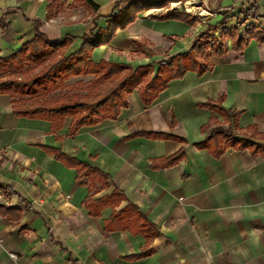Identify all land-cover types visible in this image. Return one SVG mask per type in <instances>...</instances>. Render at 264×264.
Instances as JSON below:
<instances>
[{
	"label": "crops",
	"instance_id": "1",
	"mask_svg": "<svg viewBox=\"0 0 264 264\" xmlns=\"http://www.w3.org/2000/svg\"><path fill=\"white\" fill-rule=\"evenodd\" d=\"M88 1L93 14L71 0H0V59L35 32L51 43L68 39L64 54L74 52L82 37L105 28L115 5L131 0ZM196 2L197 13L184 12L196 18L192 24L154 19L171 8L143 11L90 54L93 63L154 72L224 14V26L214 32L224 53L209 54L202 74L187 71L167 82L149 105L134 90L114 121L68 135L69 118L54 130L53 123L15 117L13 98L0 95V207L17 214L0 215V264H264V157L229 147L215 158L193 147L213 127H225L200 107L208 102L240 112L234 132L264 147V45L250 39L233 51L226 35L252 6L255 17L238 26L239 34L247 25L264 29V0ZM142 132L169 137L137 135ZM43 148L86 162L106 175L107 188L90 195L85 180ZM178 151L182 158L160 166ZM113 189L124 198L120 205L90 216L85 204ZM126 203L154 225L156 237L104 230L112 211Z\"/></svg>",
	"mask_w": 264,
	"mask_h": 264
},
{
	"label": "trees",
	"instance_id": "2",
	"mask_svg": "<svg viewBox=\"0 0 264 264\" xmlns=\"http://www.w3.org/2000/svg\"><path fill=\"white\" fill-rule=\"evenodd\" d=\"M48 1L50 4L53 2ZM177 2L180 0H131L122 8L115 5L113 13L104 18L105 28L96 29L94 33L82 37L79 48L69 54H64L68 39L51 43L42 34L35 32L30 42L22 44L9 57L0 59V73L5 75L0 80V95L13 98L11 109L15 117L50 122L54 124V130L59 129L64 118H69L68 135H72L81 126H94L103 120L114 121L126 105V96L134 90L144 106L151 104L157 94L164 90L167 82L181 78L187 71L202 74L209 69L206 61L209 54L219 56L224 53L222 44L214 36V32L225 24L224 14L218 22L206 26L185 53L159 62L154 72L150 66L132 70L125 65L103 61L93 63L90 54L95 47L107 44L115 31L131 23L136 14L151 9H163L168 4ZM71 4L88 13L93 14L96 11V6L88 0H71ZM239 15L242 21L226 31L231 41V49L240 51L250 39L264 45V29L260 27L247 25L244 34L238 32L241 23L255 17L254 7L240 11ZM154 19L177 20L186 24L196 21L195 17L176 10L159 14ZM32 72L34 74L29 75ZM71 80L74 81L70 83ZM200 107L221 117L225 127L217 125L210 129L202 141L193 144L194 148L206 150L215 158L229 147L236 150L246 149L253 156L264 157L263 146L234 132L240 112L224 110L210 102ZM137 135L152 139L169 137L145 132ZM43 150L64 167L73 169L76 180H85L80 183L87 187L90 195L107 188L106 175L86 162L70 158L55 149ZM182 156L183 152L178 151L162 160L160 166L172 165ZM123 200L122 194L113 189L109 195L85 204V208L90 216L97 217L101 208H116ZM0 215L9 218L17 216L16 210L1 207ZM103 225L108 232L127 229L147 238L157 236L154 225L147 222L137 208L129 203L117 211H112ZM146 255L145 252L137 257Z\"/></svg>",
	"mask_w": 264,
	"mask_h": 264
},
{
	"label": "built area",
	"instance_id": "3",
	"mask_svg": "<svg viewBox=\"0 0 264 264\" xmlns=\"http://www.w3.org/2000/svg\"><path fill=\"white\" fill-rule=\"evenodd\" d=\"M196 0H182V9L185 13H197ZM198 14H201L200 12Z\"/></svg>",
	"mask_w": 264,
	"mask_h": 264
},
{
	"label": "rangeland",
	"instance_id": "4",
	"mask_svg": "<svg viewBox=\"0 0 264 264\" xmlns=\"http://www.w3.org/2000/svg\"><path fill=\"white\" fill-rule=\"evenodd\" d=\"M166 9H169V8H171V9H173V10H176V11H179V12H183L184 13V11H183V9H182V0H180V2H177V3H170V4H168L166 7H165ZM34 73L32 72V73H29V75H33ZM84 80H87V78L86 79H84ZM74 80H71V81H69L70 83L71 82H73Z\"/></svg>",
	"mask_w": 264,
	"mask_h": 264
}]
</instances>
